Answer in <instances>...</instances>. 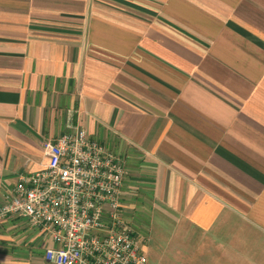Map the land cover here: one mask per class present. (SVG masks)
<instances>
[{
    "label": "crops",
    "instance_id": "0c3cea01",
    "mask_svg": "<svg viewBox=\"0 0 264 264\" xmlns=\"http://www.w3.org/2000/svg\"><path fill=\"white\" fill-rule=\"evenodd\" d=\"M69 121L122 160V211L145 198L168 260L264 264V0H0V204ZM51 246L0 220V264Z\"/></svg>",
    "mask_w": 264,
    "mask_h": 264
},
{
    "label": "built area",
    "instance_id": "2783aa9c",
    "mask_svg": "<svg viewBox=\"0 0 264 264\" xmlns=\"http://www.w3.org/2000/svg\"><path fill=\"white\" fill-rule=\"evenodd\" d=\"M42 149L47 163L18 177L0 204V220L19 218L49 239L50 264H145L123 217L122 160L71 121Z\"/></svg>",
    "mask_w": 264,
    "mask_h": 264
},
{
    "label": "rangeland",
    "instance_id": "374dc122",
    "mask_svg": "<svg viewBox=\"0 0 264 264\" xmlns=\"http://www.w3.org/2000/svg\"><path fill=\"white\" fill-rule=\"evenodd\" d=\"M139 200H141L139 203L142 205L141 211L139 213H125L126 215L123 213V217L126 223L134 228L140 246L152 251L146 253L148 256L147 264H176L168 260L165 252L169 249L167 248L169 247V241L167 240L168 237H166L168 230L165 231L166 235L164 233L163 235L160 234L163 230H154L150 218L151 214L148 208L145 207V198ZM153 232L154 235H151ZM162 253H165V255H162Z\"/></svg>",
    "mask_w": 264,
    "mask_h": 264
}]
</instances>
